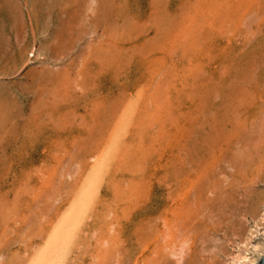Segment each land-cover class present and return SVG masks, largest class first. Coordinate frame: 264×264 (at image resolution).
I'll list each match as a JSON object with an SVG mask.
<instances>
[{
	"label": "rangeland",
	"instance_id": "1",
	"mask_svg": "<svg viewBox=\"0 0 264 264\" xmlns=\"http://www.w3.org/2000/svg\"><path fill=\"white\" fill-rule=\"evenodd\" d=\"M263 214L264 0H0V264H228Z\"/></svg>",
	"mask_w": 264,
	"mask_h": 264
},
{
	"label": "bare ground",
	"instance_id": "2",
	"mask_svg": "<svg viewBox=\"0 0 264 264\" xmlns=\"http://www.w3.org/2000/svg\"><path fill=\"white\" fill-rule=\"evenodd\" d=\"M256 227L263 228L262 229L263 240H259V241L255 240L256 238H254L255 234L253 232L257 233L258 230L257 231L256 229L254 231L250 230L249 236L242 243L243 248H240L239 250H237L236 253L233 252L234 254L229 260L228 264H256L258 260L260 259V257L263 256L264 254V214L262 217L256 220ZM67 234L68 233L63 234L59 239H57L53 247L50 250L48 249L49 251L48 253L46 252L47 254L44 256V258L38 261V264H61V260L63 259V256L70 244V235H67ZM52 243L53 242H51V244Z\"/></svg>",
	"mask_w": 264,
	"mask_h": 264
},
{
	"label": "water",
	"instance_id": "3",
	"mask_svg": "<svg viewBox=\"0 0 264 264\" xmlns=\"http://www.w3.org/2000/svg\"><path fill=\"white\" fill-rule=\"evenodd\" d=\"M256 264H264V254L263 256L260 257V259L258 260Z\"/></svg>",
	"mask_w": 264,
	"mask_h": 264
}]
</instances>
